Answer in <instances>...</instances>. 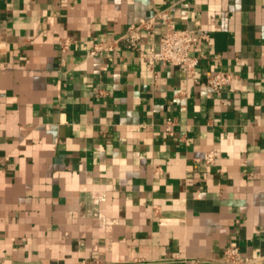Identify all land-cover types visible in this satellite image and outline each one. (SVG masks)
<instances>
[{
  "label": "crops",
  "instance_id": "0c3cea01",
  "mask_svg": "<svg viewBox=\"0 0 264 264\" xmlns=\"http://www.w3.org/2000/svg\"><path fill=\"white\" fill-rule=\"evenodd\" d=\"M161 12L211 35L194 79L90 55ZM218 70L235 79L214 92ZM230 246L264 264V0H0V264H228Z\"/></svg>",
  "mask_w": 264,
  "mask_h": 264
},
{
  "label": "built area",
  "instance_id": "2783aa9c",
  "mask_svg": "<svg viewBox=\"0 0 264 264\" xmlns=\"http://www.w3.org/2000/svg\"><path fill=\"white\" fill-rule=\"evenodd\" d=\"M164 23L165 28L160 32L158 39L156 25ZM141 30H145L147 36L151 38L148 50H141L143 36ZM211 40L210 33L197 30L195 28H178L171 20L167 12H161L155 16L142 19L138 24L129 26L120 36L111 40H101L94 42L89 50L90 55H98L104 52H111L120 45L134 48L139 51V56L149 67L157 63L176 66L186 79H194L200 58L192 51L196 48H204ZM70 39L65 38L62 42L64 48L68 47ZM235 75L218 70L206 78L207 83L214 92H220L229 86ZM168 123H172L169 120ZM215 152H208L204 159L206 162H213ZM223 261L228 264H243L245 260L237 246L227 247L224 251Z\"/></svg>",
  "mask_w": 264,
  "mask_h": 264
}]
</instances>
